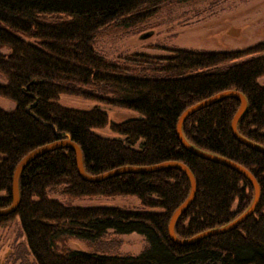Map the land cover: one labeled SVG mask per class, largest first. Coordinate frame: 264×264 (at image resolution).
Instances as JSON below:
<instances>
[{
  "label": "trees",
  "instance_id": "obj_1",
  "mask_svg": "<svg viewBox=\"0 0 264 264\" xmlns=\"http://www.w3.org/2000/svg\"><path fill=\"white\" fill-rule=\"evenodd\" d=\"M192 1L0 0V75L6 79L0 81V97L16 105L11 111L0 107V193L5 194L0 196V210L13 203L19 162L35 149L67 137L81 148L91 176L124 167L173 162L187 166L196 180V195L176 224L181 239L222 227L249 208L251 183L241 173L188 151L177 125L188 108L237 91L248 101L238 131L264 146V85L259 82L264 77V42L236 51L137 53L121 62L95 50L97 37L111 25L134 28L167 2ZM5 48L8 53L1 52ZM62 95L135 111L141 118L114 123L99 107H63ZM239 108L236 97L225 98L194 113L183 125L192 145L243 166L257 180L258 207L238 228L191 245L175 244L168 226L191 190L183 171L170 167L88 182L79 174L70 148L48 152L23 170L19 206L0 216V228L19 218L36 264H264V153L234 136L232 121ZM106 127L124 139L95 133ZM57 188L71 200L137 197L144 211L65 205L49 197ZM111 230L117 235L141 234L148 245L137 256L67 246L71 239L99 242ZM119 246L113 243V248Z\"/></svg>",
  "mask_w": 264,
  "mask_h": 264
},
{
  "label": "rangeland",
  "instance_id": "obj_2",
  "mask_svg": "<svg viewBox=\"0 0 264 264\" xmlns=\"http://www.w3.org/2000/svg\"><path fill=\"white\" fill-rule=\"evenodd\" d=\"M145 34L150 36L142 38ZM261 42H264V0H195L184 4L167 2L153 18L134 28L123 29L111 25L97 37L95 50L111 61L121 62L124 58L137 53L168 56L171 54V49L236 51ZM1 52L8 53L9 50L5 48ZM0 81L6 82L5 77L0 75ZM259 82L264 85V77ZM59 103L68 109L81 111H90L99 107L107 112L110 121L114 123L141 118L140 113L135 111L73 95H62ZM0 107L5 111H11L16 105L13 101L0 97ZM95 132L106 138L124 139L122 135L112 132L109 127L95 129ZM142 142L143 140L139 141L135 148L140 149ZM0 158H3V155L0 154ZM62 190L57 188L49 192V197L65 205L72 202L71 205L74 207L142 210L137 197H92L71 200L63 194ZM0 196L5 194L0 193ZM236 208L237 201L233 211ZM116 241L120 242V246L115 249L113 243ZM147 244L145 236L138 233L123 236L109 235L95 243L78 239L67 242L68 248L72 250L133 256L141 254ZM0 264H36L19 218L0 228Z\"/></svg>",
  "mask_w": 264,
  "mask_h": 264
},
{
  "label": "water",
  "instance_id": "obj_3",
  "mask_svg": "<svg viewBox=\"0 0 264 264\" xmlns=\"http://www.w3.org/2000/svg\"><path fill=\"white\" fill-rule=\"evenodd\" d=\"M149 36H150V34H145L142 38H147ZM229 97H236L240 101V108H239L237 114L235 115V117L232 121V130H233L234 136L236 137V139L240 143L244 144L245 146L252 148L256 151H259L261 153H264V146L247 139L246 137L242 136L238 131V123L248 109V101L242 93L237 92V91H226V92L217 94V95H215V96H213L207 100H204V101L188 108L182 114V116L179 119V122L177 125V135H178L182 145L191 153H193V154H195L201 158H204V159H207L210 161H214L217 163H221V164L235 170L236 172L241 173L251 183L253 190H254V200L252 202V205L243 214H241L239 217H237L232 222H230V223H228L222 227L207 230V231L202 232V233H200V234H198L192 238H189V239L179 238L177 236L176 230H175L176 224H177L179 218L184 214V212L190 208V206L192 205V203L194 201L195 195H196V180H195L194 175L192 174V172L189 170V168L187 166H185L182 163L173 162V163H164V164L149 166V167H124V168L112 170V171L107 172V173L100 175V176H91L85 170L84 158H83V153H82L81 148L77 144L72 142L69 137H67L65 140L57 141V142L48 144L46 146L40 147L38 149H35L34 151L29 153L27 156H25L19 162V164L16 167L14 177H13V203L10 207L0 210V216H7V215L15 212L16 209L18 208L19 203H20V176H21L23 170L31 162H33L36 158H38V157H40V156H42L48 152L54 151L56 149L70 148V149H73L76 153L77 168H78L79 174L81 175V177L85 181H88V182H98V181L116 176V175L121 174V173H149V172H156V171L166 169V168H170V167H174V168H177V169H180L181 171H183L190 181L191 190H190V194H189L188 198L186 199V201L172 215V218H171L169 226H168L169 237L175 244H178L180 246L191 245V244L197 243V242H199L205 238H208L210 236L227 233L229 231H232V230L238 228V226L240 224H242L248 217H250L254 214L256 208L258 207V204L260 201V196H261V189H260V186H259L257 180L243 166H241V165H239V164H237L231 160H228L224 157H221V156L215 155L213 153L201 150V149L197 148L196 146L192 145L185 138L184 132H183V125H184L185 121L191 115L200 111L203 108H206V107H208V106H210V105H212L218 101H221V100H223L225 98H229ZM63 137H65V136H63Z\"/></svg>",
  "mask_w": 264,
  "mask_h": 264
},
{
  "label": "crops",
  "instance_id": "obj_4",
  "mask_svg": "<svg viewBox=\"0 0 264 264\" xmlns=\"http://www.w3.org/2000/svg\"><path fill=\"white\" fill-rule=\"evenodd\" d=\"M95 133H96V132H95ZM96 134H98V133H96ZM98 135H99V134H98ZM100 136H101V135H100ZM102 137H103V136H102ZM111 139H113V138H111ZM50 198H51V197H50ZM71 204H73V203L71 202ZM109 235H113V236H115L114 231H112V230L109 231ZM109 235H108V236H109ZM108 236H107V237H108ZM121 236H123V235H121ZM120 238H121V237H120ZM147 245H148V244H147ZM147 245H146V246H147ZM146 246H145V247H146ZM143 250H144V249H143ZM129 255H130V254H129Z\"/></svg>",
  "mask_w": 264,
  "mask_h": 264
}]
</instances>
